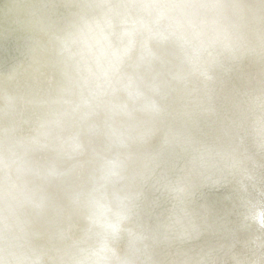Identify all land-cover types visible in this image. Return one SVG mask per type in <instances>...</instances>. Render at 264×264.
I'll use <instances>...</instances> for the list:
<instances>
[{
    "label": "clouds",
    "instance_id": "9594fccd",
    "mask_svg": "<svg viewBox=\"0 0 264 264\" xmlns=\"http://www.w3.org/2000/svg\"><path fill=\"white\" fill-rule=\"evenodd\" d=\"M0 264H264V0H0Z\"/></svg>",
    "mask_w": 264,
    "mask_h": 264
}]
</instances>
